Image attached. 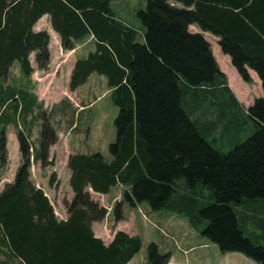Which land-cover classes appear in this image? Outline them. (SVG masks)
<instances>
[{"label": "trees", "instance_id": "1", "mask_svg": "<svg viewBox=\"0 0 264 264\" xmlns=\"http://www.w3.org/2000/svg\"><path fill=\"white\" fill-rule=\"evenodd\" d=\"M113 1L0 0V85L15 62L30 78L33 53L38 69L48 70L51 37L34 27L50 15L63 49L72 50L74 42L89 36L96 42V50L76 62L70 91L97 73L107 78L119 108L109 158L100 153L69 157L74 196L65 204L68 217L59 220L32 179L34 162L48 166L57 131L37 97L19 101L10 89L0 87V122L5 119L0 169L8 166L9 114L23 107L28 117L38 106L41 120L35 153L30 136L16 132L22 163L13 183L0 193V252L20 264H128L140 252L141 238L118 231L106 245L97 237L93 224L104 220L108 210L89 191L108 195L122 185V200L113 209L115 223L126 220L125 205L136 209L146 204L154 212L170 209L188 217L196 229L204 218L201 233L222 253H241L264 264V246L246 237L242 225L256 223L264 237V98L243 110L211 44L189 31L196 24L220 37L221 50L241 79L251 85L248 68L254 70L264 92V0H147L146 10L138 14L144 44L137 42L135 29L117 18ZM186 96L192 100L188 110ZM230 107L237 111L230 112ZM240 111L256 126L243 142V124L234 119ZM231 129L238 135L225 151L218 140ZM171 258V252L148 245L147 264H169Z\"/></svg>", "mask_w": 264, "mask_h": 264}, {"label": "rangeland", "instance_id": "2", "mask_svg": "<svg viewBox=\"0 0 264 264\" xmlns=\"http://www.w3.org/2000/svg\"><path fill=\"white\" fill-rule=\"evenodd\" d=\"M146 5L147 0H115L111 3V9L117 18L138 32L137 42L139 44L145 43V34L138 14L146 10ZM87 47V45L80 47L75 58L65 50L63 52L60 51L56 57H51L50 65L46 71L38 69L34 54L31 57L35 67V72L32 76L34 78L32 80L35 91L37 92L39 89L40 91L42 89L50 90L49 96H37L38 99L43 101L44 105L42 103L37 104H42V111L45 112V117L49 118L58 135L57 143L50 149L48 166L41 168L39 163H33L32 179L36 187H40L49 198L59 220L68 217L65 204L70 202L74 196L67 191L71 174L68 168L69 157L77 153H100L104 157L109 158V147L116 139L114 123L119 113V108L114 103L112 93H109L108 80L105 76L97 73L93 74L88 84L84 85L80 95L79 93H77L78 95H73L67 91L69 86L68 79L73 69L74 60L83 54H87L89 52ZM223 56L225 55L218 54L217 58L221 66L226 68L225 63L221 61ZM11 70L12 73L7 78V83L19 85L25 82L17 64H14ZM237 76L238 78L233 79L236 81L235 84L241 87L246 85V87L236 86L234 89L239 94V98L241 96L247 98V100L242 102L238 99L242 109H247L254 102L255 99L253 98L263 93L262 87H251L238 74ZM53 89L64 95L55 96ZM242 89L244 91H241ZM227 100L225 99L224 101ZM185 103L189 105V107H186L187 110L188 108L190 109L192 104L190 96H186ZM39 111L38 106L32 111L34 114L31 128L32 131L39 129L41 133V125L37 126L41 122L38 117ZM235 111H237L235 107H230V112ZM234 119L243 124L241 127L243 126L244 132L240 137L242 142L255 133V124L252 121H247L243 111H240L238 117ZM4 120L3 118L0 126ZM228 122L226 125H229ZM20 130L30 136L23 124ZM15 135L17 138V133ZM237 135V131L231 129L228 133H222L218 143L225 147V151H229L236 142ZM33 137V141H36V133L33 134ZM11 147L12 142L10 144ZM124 190L125 188L122 185H117L112 188L108 195L102 196L97 193H90L94 201L108 210L106 218L100 222H95L93 227L95 235L104 240L106 244L111 241L118 231H124L130 236H139L143 246L135 256L134 264L147 263V248L151 243L158 245L162 253L171 252L176 259L177 257L183 258V254L186 252L185 260H187V264H197V260H201L199 264H258L241 253H222L216 244L210 242L201 233L207 224V220L201 217L202 221L198 225L200 229H196L188 217L170 209L154 212L146 204L140 205L136 209H131L125 205L123 214L126 220L115 223L113 209L116 203L122 200ZM242 225L246 237L255 245L264 246V237H261L263 231L260 226L248 221H244ZM16 264H20V262Z\"/></svg>", "mask_w": 264, "mask_h": 264}, {"label": "crops", "instance_id": "3", "mask_svg": "<svg viewBox=\"0 0 264 264\" xmlns=\"http://www.w3.org/2000/svg\"><path fill=\"white\" fill-rule=\"evenodd\" d=\"M177 6L178 7H182V5L179 4V3L177 4ZM34 31L35 32L47 31L49 33V35L51 37L50 44H49V51H50L51 57H56V55H58L60 51L63 52L65 50L62 47L61 37L59 36V34L52 27L50 15H45L42 19H40L37 22V24L35 25ZM189 31L191 33H193V34L194 33H199V34L203 35L204 38L211 44L212 52H213V55L215 57V60H216L217 64L219 65V68H220L221 72L224 73L225 76L227 77L229 87L232 90V92L234 93V95L236 96L237 100L240 99L241 102L247 100V98H244L243 96H241V98H239L238 97L239 94H237L235 89H234V87H236V86L237 87H241L240 85H236L235 84L236 81L233 80V79H236V77L238 78V76H237L238 72H237L236 69L233 68L234 66L231 63L230 56L229 55H225L222 52L221 47L219 45V42L221 40L220 37H218V36H216V35H214V34H212L210 32L203 31L196 24L190 25L189 26ZM74 45H75L74 49L65 50L66 52L69 53V55H73L74 58L76 57V55L78 53V49L80 47H83V46L87 45L88 46L87 50H89V52L87 54L81 55L80 57H78L77 59L74 60L73 69H72L70 77L68 79V84L69 85H70V81H71L72 72L74 70L75 64L78 61V59L86 58L91 52H94L96 50V42H95V40H94V38L92 36H89V37L85 38L83 41L74 42ZM33 54L35 55V58H36V53H33ZM218 54L219 55H221V54L225 55V56L221 57V61L225 63L226 68H223L221 66V64H220V62H219V60L217 58ZM32 55H31V57H32ZM31 57H30V60H31ZM14 64L18 65V63H16V62L13 63V65ZM31 64L33 66L32 60H31ZM18 67H19V65H18ZM33 68L35 69L34 66H33ZM19 70H20V67H19ZM20 72H21V70H20ZM248 72H249V74H250V76H251V78L253 80V84L249 85V86H251V87H254V86L262 87L261 86V80H260L258 74L254 70H252L250 68H248ZM11 73H12V70L10 69V73H9L8 77L11 75ZM21 74H22V72H21ZM33 74H32V76H33ZM32 76L30 78H27V77H25L23 75L25 82H23V83H21L19 85H14V84L7 83V78H8L7 77L4 80V82H2L0 87L3 88V89H6V90L10 89L12 91V96H16L15 98H19V101H20V98L22 96H29V99H32V96H35V97H37V96H49L50 90L42 89L40 91V89H39V91H37V92L35 91L34 82L32 80L34 78H32ZM91 76L89 77V79L91 78ZM89 79H88V81H89ZM231 79H232V81H231ZM88 81L84 85L88 84ZM84 85H82L81 87H79L77 90H75L73 92L70 91L69 86H68L67 87L68 88L67 91L70 92L73 95L74 94L78 95L77 93H79V95H80ZM245 87H246V85H243L241 88H245ZM108 90H109V93H112V90L110 89L109 85H108ZM241 91H244V90L242 89ZM262 91H263V89H262ZM53 93L55 94V96H63L64 95L63 93H60L56 89H53ZM256 98H264V92L262 94L258 95V97H254L253 99H256ZM37 99H38V97H37ZM40 101H42V100L38 99V103H42L43 104V101L42 102H40ZM253 103L250 104L248 106V108L250 106H252ZM2 112H3V109L0 110V115H1ZM33 114L34 113H31L28 117L27 116L25 117L24 116L25 115V110L23 109V107L22 108H17L16 110L12 111L9 114L8 118L10 120L12 119L13 123L8 125V127H7L8 166L4 170L0 169V193L4 190L6 185L13 183V181L15 179V176H16V172H17L18 168L20 167V165L22 163V156H21L20 149H19V142H18V139L16 138V135H15L16 132H17V129H19V128L21 129V125L22 124H23L24 128L26 129V131L28 133H30V140L31 141H33V138H34L33 134L36 133V135H37V137H36L37 140L32 142V153H35V151L38 149L37 142L40 139V137H39L40 136V130L39 129H35V130L32 131V128H31L32 124L31 123H32ZM40 125H41V122L37 124L38 127ZM11 142H12V147L10 148ZM70 177H71V174H70ZM70 177H69V181H70ZM68 186L69 187H67V189H68L67 191H69L71 195H74L70 184H68ZM89 191H90V193L93 192L92 189H89ZM99 195H101V194H99ZM93 229H94V227H93ZM113 238H114V236H113ZM113 238L111 239V241L108 244H110L112 242ZM108 244H106V245H108ZM183 255H184V257H183L184 259L180 258V257H177V259H176V257H174L175 255L172 254V258H171L169 264H187V260H185L186 252ZM134 258L128 264H134V262H133ZM196 262H197V264H199L201 262V260H197ZM0 263L1 264H16V263H18V260L16 258L12 257L10 254L8 255V254H3V253L0 252Z\"/></svg>", "mask_w": 264, "mask_h": 264}]
</instances>
